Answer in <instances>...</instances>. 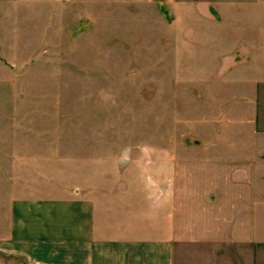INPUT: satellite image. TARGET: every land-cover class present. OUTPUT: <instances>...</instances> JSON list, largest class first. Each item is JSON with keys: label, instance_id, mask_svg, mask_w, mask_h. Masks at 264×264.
<instances>
[{"label": "rangeland", "instance_id": "obj_1", "mask_svg": "<svg viewBox=\"0 0 264 264\" xmlns=\"http://www.w3.org/2000/svg\"><path fill=\"white\" fill-rule=\"evenodd\" d=\"M257 129L264 0H0V235L23 187L59 193L21 180L80 187L121 152L182 142L206 157L215 134ZM254 230L264 244L259 206Z\"/></svg>", "mask_w": 264, "mask_h": 264}, {"label": "crops", "instance_id": "obj_2", "mask_svg": "<svg viewBox=\"0 0 264 264\" xmlns=\"http://www.w3.org/2000/svg\"><path fill=\"white\" fill-rule=\"evenodd\" d=\"M209 140L217 143L206 157L179 156L182 142L121 152L122 165H96L80 187L21 180L59 193L23 187L0 253L20 264H264L254 230L255 208L264 210V129ZM157 156L167 163L151 166Z\"/></svg>", "mask_w": 264, "mask_h": 264}]
</instances>
